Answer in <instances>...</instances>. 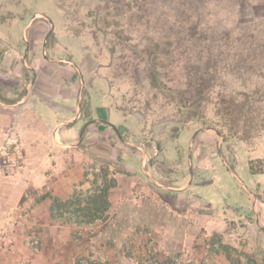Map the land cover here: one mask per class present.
<instances>
[{
    "label": "rangeland",
    "instance_id": "obj_1",
    "mask_svg": "<svg viewBox=\"0 0 264 264\" xmlns=\"http://www.w3.org/2000/svg\"><path fill=\"white\" fill-rule=\"evenodd\" d=\"M0 36L6 49L14 44L36 45L41 69L43 56L102 65L94 74L107 79L111 90L100 105L112 113L113 107L119 108L128 118L121 128L122 139L109 135L105 141L114 158L122 156L114 147L122 146L123 140L144 143L139 146L153 174L148 182L159 199L177 200L154 182L156 172L167 177L160 183L171 189L180 188L189 172L190 179L195 174L201 178L196 184L204 185V194L190 191V200L180 199L176 210L196 225L190 232L194 234L190 248L184 244L180 251L166 253L160 231L135 224L115 237L119 245L113 259L120 257L115 264H264V0H0ZM153 71L160 88L154 85ZM198 80L206 85L204 95L194 102ZM248 120L250 133L245 131ZM13 151L0 154L7 175L19 167L10 159ZM219 152L229 164L237 162L241 152L245 159L251 158L249 165L259 175L255 187L245 180L253 187V201L235 178L224 177L219 160L212 164ZM90 163L98 171L89 178V193L100 183L106 190L94 200L89 195L93 204L101 201L94 216L75 214V238L89 241L87 254L78 264H112L108 246L97 237L106 232L103 200L114 181L112 175L122 166ZM211 175L221 178L216 185L226 198L210 187ZM203 195L206 203V197L219 198L223 206L238 208L243 215L229 212L209 219L208 205L199 203ZM31 200L29 193L19 198L17 216L2 221L0 237L5 241L19 226L29 225L28 241L36 243ZM163 211L157 219H170V211Z\"/></svg>",
    "mask_w": 264,
    "mask_h": 264
},
{
    "label": "crops",
    "instance_id": "obj_2",
    "mask_svg": "<svg viewBox=\"0 0 264 264\" xmlns=\"http://www.w3.org/2000/svg\"><path fill=\"white\" fill-rule=\"evenodd\" d=\"M14 45L9 49L0 45V154L3 155V150H14L16 153L10 155V159L18 162L19 167L12 168L7 175L0 155V227L4 219L17 216V200L29 193L32 200L28 201V207L34 222L31 229L37 241L34 245L29 243V225L27 228L19 226L6 241L0 237V264H78L87 254L89 241L75 238L74 230L76 213L92 217L101 209V201L93 204L89 200L92 181L88 178L86 164L91 160L114 168L122 166V170L112 175L114 181L108 197L103 200L107 215L103 231L106 232L97 237L100 244L108 246L112 264L120 259H113L119 245L115 237L135 224L160 231L159 240L166 253L178 252L184 244L190 248L194 239L191 231L196 225L183 220L176 210H180V199L188 196L190 200V191L193 190L192 195L204 194V185L196 184V180L201 183V178L195 174L190 179L189 172V178L180 188L171 189L160 183L167 177L156 172L154 182L167 191L169 198L177 200L159 199L158 192L148 182L153 174L147 167L149 159H144L145 152L139 146L144 143L123 140L126 147L123 148V144L114 147L122 156L114 158V151L111 152L105 141L109 135L121 138V128H125L128 118L122 117L119 108L113 107L116 110L112 113L100 105L111 90L107 79L94 74L102 65L98 62L81 65L64 58L43 56L44 68L41 69L40 49L36 45ZM121 139L118 142L122 143ZM127 149L134 153L128 154ZM242 152L237 155V162L231 164L219 152L212 164L216 165L219 160L224 177L235 178L252 199L250 189L256 186L259 175L249 165L251 158L245 159ZM218 179L215 175L209 176L210 187L217 189ZM245 180L255 185L250 188ZM217 190L226 198V193ZM206 198L207 203L204 195L199 203L208 205L206 217L209 219L224 217L223 214L229 212L243 215L238 208L223 206L219 198ZM219 208L221 214L217 211ZM159 210L170 211L167 214L170 219H157ZM253 212L257 218L256 210ZM140 213L147 214V218L142 215L137 220Z\"/></svg>",
    "mask_w": 264,
    "mask_h": 264
},
{
    "label": "built area",
    "instance_id": "obj_3",
    "mask_svg": "<svg viewBox=\"0 0 264 264\" xmlns=\"http://www.w3.org/2000/svg\"><path fill=\"white\" fill-rule=\"evenodd\" d=\"M96 171H98V170L95 168V166L92 163L87 164V166H86V172H87L88 178L91 179L92 176L94 175V173H96ZM103 178H104V176L102 174H100V178H99L100 181L104 180ZM105 190H106V186H104L102 183H100L97 188L91 190V192L89 193V195L94 200L95 195L102 194ZM90 226H92V225H90Z\"/></svg>",
    "mask_w": 264,
    "mask_h": 264
},
{
    "label": "trees",
    "instance_id": "obj_4",
    "mask_svg": "<svg viewBox=\"0 0 264 264\" xmlns=\"http://www.w3.org/2000/svg\"><path fill=\"white\" fill-rule=\"evenodd\" d=\"M152 74H153V82H154L155 87L156 88H160L161 84L158 83V75L154 71H153ZM191 80H193V79H191ZM201 82H202V80H198V82H197L198 87L200 88V90H199V92H196L197 94L195 93V97L196 98H197L198 95H204V90H205V85L206 84L202 85ZM193 83H195V82H193ZM191 86H193V85H191ZM199 99H201V98L194 99L195 100L194 102H196V100L199 101ZM250 126L252 127V123L250 122V120H248L245 123V127H246L245 131H246V133H250V129H249Z\"/></svg>",
    "mask_w": 264,
    "mask_h": 264
},
{
    "label": "water",
    "instance_id": "obj_5",
    "mask_svg": "<svg viewBox=\"0 0 264 264\" xmlns=\"http://www.w3.org/2000/svg\"><path fill=\"white\" fill-rule=\"evenodd\" d=\"M196 137V136H195Z\"/></svg>",
    "mask_w": 264,
    "mask_h": 264
}]
</instances>
